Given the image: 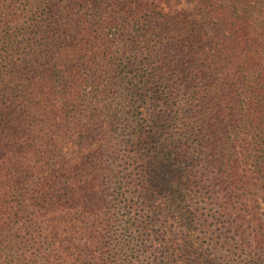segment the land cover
<instances>
[{
  "label": "rangeland",
  "instance_id": "374dc122",
  "mask_svg": "<svg viewBox=\"0 0 264 264\" xmlns=\"http://www.w3.org/2000/svg\"><path fill=\"white\" fill-rule=\"evenodd\" d=\"M227 1L211 0L218 8ZM44 2L0 0V28L8 29L23 45L35 42L38 51L44 54L43 67L38 68L36 75L46 73L47 79L39 85L53 92L46 114L59 113V122H64L69 129L62 152L69 159L77 157L83 163L88 160L84 168L80 163L77 176L81 179L89 176L88 169L94 170L93 182L97 183L98 192L79 191L75 197L84 207L91 203L96 206L100 235L92 248L87 230L72 231L66 236L70 254L76 256V252L84 250L91 256V249H95L97 254L89 264H161L164 253L156 247L157 233L150 232L149 236L141 227L127 223L125 202L138 200L136 182L133 184L129 177L130 166L140 167L137 154L147 155L149 147H159L163 162L166 146L185 148V144L188 153L177 163L176 169H191L194 182L189 189L178 190L179 199L171 207L172 211L176 210L177 219L183 222L187 218L176 230L179 236L184 238L189 232L195 235L197 244L215 264H264V235L259 237L264 232V179L254 172L256 169L251 162L242 166L246 160L242 157L246 155L244 151L254 146V140L258 143L264 140V107L258 110L253 124V120H249L248 106L222 101L224 107L219 110L214 105L219 97L212 95L214 107H209L208 118L216 122L222 120L221 127L218 124L211 133L204 130L200 137L191 135L184 123L187 119L199 121L197 118L201 117L200 104L194 95L196 81L198 85L204 81L210 85L213 82L215 86L218 79L220 95L229 100L236 92V82L242 83L243 77L231 76L236 69L222 70L216 65L198 74L193 53L183 56L176 51V47L182 52L193 50L192 34L198 35L197 26L202 28L199 40H207L204 48L212 60L217 57L228 61L231 54L226 50L238 38L251 42L257 52L240 51L235 57L237 61L247 55L256 63H264V30L252 25L245 38L238 37L227 27L219 36L215 26L208 25V19L201 14L199 0H50L47 8ZM36 15H41L37 21L43 19L42 24L51 32L36 35L34 39L32 27ZM149 15L156 16L150 19L154 22L151 25L164 29V41L170 45L161 48L147 41L141 28L135 26V22L143 26V20ZM160 15L168 16L172 25L166 27L155 21ZM182 16L187 18L185 22H181ZM51 58L56 59L49 63ZM57 58L69 61L51 66ZM181 65L185 68L182 72ZM50 74L55 79H50ZM246 80L248 87L252 85L264 92V68L248 74ZM72 90L78 93L75 99L68 100L62 95ZM245 90L241 87L238 93ZM65 105L70 112L62 121L60 116L64 111L59 109ZM216 109L224 113L220 118ZM187 111L192 118L187 117ZM248 123L255 128L247 129ZM163 130L170 135L162 137ZM141 134L157 142L149 147L144 144L128 149V144L136 143L134 139L138 140ZM164 138L170 140L164 141ZM232 147L236 148L242 166L237 174L231 172L228 163ZM256 154L257 157L264 154L259 144ZM113 174L116 177L111 182L109 178ZM187 193L190 198L184 197ZM68 196L65 202L71 203L74 198L71 193ZM26 203L31 204V201ZM190 206L189 217L185 212ZM28 210L30 213L0 219V242H4L0 245V264H48L46 250H33L32 245L40 243L36 237L41 232L31 220L34 208L30 205ZM76 212L71 210L70 218ZM255 213L261 227L252 231L254 222L246 224L237 235L231 223L240 215L249 220ZM79 218L84 227L93 223L87 214ZM148 219H152V230L158 231L155 219ZM168 226L173 229L174 220H170ZM22 253L26 255L23 263L18 261ZM66 264H74L72 258Z\"/></svg>",
  "mask_w": 264,
  "mask_h": 264
},
{
  "label": "trees",
  "instance_id": "16d2710c",
  "mask_svg": "<svg viewBox=\"0 0 264 264\" xmlns=\"http://www.w3.org/2000/svg\"><path fill=\"white\" fill-rule=\"evenodd\" d=\"M44 3L45 8H47L50 5V0H45ZM199 3L202 4L201 14L208 19L207 24L214 25V30L218 31L219 36L227 27L235 32L238 37H245L250 33L248 29L252 25H257L264 30V0H228L226 4H223L225 6L220 5V8L215 7L216 4H212L211 0H199ZM154 15H149L144 19L143 26L137 22H135V26L141 28L147 41L155 42L164 48L170 44L164 41V29L155 24L151 25L154 22L150 19H156ZM40 18H42L41 15H36L34 18L35 23L32 27L34 39L36 35L43 36L51 32L47 26L42 24L43 19L37 21ZM186 19L182 16L181 22H185ZM155 21L166 27L173 23L166 15H160ZM195 28H198V35L194 37L192 34L193 50L191 48L188 52L185 50L182 52L176 47V51L183 56L186 53L189 55L193 53L198 74L199 72L205 73L215 67L213 65L220 66L222 70L236 69L231 76L238 77V79L243 77L240 82H244V84L236 82L234 96L229 100H224L220 95L218 79H216L215 86L213 82L210 85L209 82L202 81L198 85L196 81L194 95L200 104L198 113L201 117L197 118L199 121L186 120L184 125L188 133L200 137L204 130L211 133L215 131L218 124L221 127L220 121L222 120L216 122L209 119V107H214L216 104L221 110L224 107L221 104L222 101L237 106H241V104L248 106L249 120H253V124H255L254 120L258 110L264 107L261 105L264 101V92L252 85L248 87L247 83L249 82L246 79L248 74L256 71L257 68H264V63H256L247 55L241 61H237L235 57L240 51L241 53H255L257 49L251 45V42L246 43V40H237L238 38H236L229 46L231 50H226L231 54L227 57L228 61H221L217 57H213L214 60H212L207 56L204 48L208 44H206L207 40L202 38L199 40L202 28L197 26ZM182 42L185 48L184 40ZM37 47L35 42L23 45L8 32V29L0 28V219L11 215L18 216L30 213L28 208L31 205L34 208V216L31 214V220L34 221L38 232H41L36 237L40 243L33 244V250H46L45 261L48 264H66L69 258H72L74 264H89L93 262V258L95 259L97 251L91 249V256H88L84 250L80 249V252H76V256H72L68 246H66L68 242L66 236L77 229H85L88 232L87 235L91 237V247L93 248L97 237L100 235L97 225L100 217L96 206L91 203L90 205L85 204L87 206L84 207L75 197L79 191H83L85 194L98 192L97 183L93 182L94 170L88 169L89 176L84 180L81 179L77 176L80 165L82 164L81 168H84L88 160H84L83 163L77 157L69 159L70 157L65 156L62 152L66 132L69 129L64 122H59V113L50 116L46 114V106L49 104L53 92L47 91L46 86L41 87L39 85L44 83L47 75L44 72H41L39 76L36 75L38 68L43 67L42 60L44 57V54L40 53ZM53 59L56 58H51L49 63ZM66 61L68 62L69 59L67 58ZM66 61L57 58L56 62L50 65L57 67L60 62ZM184 69V66L181 65L180 71L182 72ZM49 77L55 79L52 74ZM192 83L194 84V81ZM241 87L244 90L247 88L244 93H238ZM64 94L68 100L75 99V96L78 95L75 90L62 92V95ZM212 95L219 97L218 103L214 102V105ZM66 107L65 105L59 109L64 111L60 116L62 121L70 112ZM216 111L220 113L218 114L219 118L221 114H224L217 109ZM186 113L188 118H192L189 116L191 115L190 111ZM253 124L248 123L247 129H254ZM160 133L162 137L170 135L164 130ZM164 139V141L170 140ZM138 140L134 139L136 143L129 146L130 142L128 149L131 146L144 144L149 147L148 145L157 142L152 140L150 136H143L142 134L139 135ZM257 144L264 153V140L259 141V143L254 140V146H250V150L248 148L244 151L246 155L242 157L246 160L243 161L242 166H247L251 162L256 169L254 172L259 173L264 179V154L257 157ZM183 146L185 148L166 146L164 149L167 151L163 154L165 157L163 162L160 160V149L157 145L149 147L146 152L147 155L145 153L137 154L138 162H141V165L140 167L130 166L129 177L133 184L136 182L138 200L135 202L134 199H129L127 203L125 202L124 208L128 210L129 216L127 223L128 226L141 227L149 236L150 232L157 233L156 247L163 250L164 253L161 264H215L206 255L203 248L197 244L195 235L189 232L187 236L181 238L176 231L180 226H183L187 218L185 217L183 222L177 219L176 210L172 211L171 207L179 199L178 190L182 187L189 189L194 182L191 169L187 168L180 171L176 169L177 163L181 162L188 153L185 144ZM235 149V147L231 148L232 152L228 159L233 174H237L242 167H240L239 156H237L238 153ZM52 160L55 162L51 163ZM115 177L113 174L109 178L110 181L112 182ZM163 182L165 183L163 184ZM31 185H34V188ZM257 185L259 184H254V186ZM153 187L158 188L157 191ZM70 193L74 198L73 201L71 203L65 202ZM184 197L190 198L191 195L187 193ZM27 201H31V204H27ZM245 204L247 207L248 203ZM175 207L178 209L177 205ZM191 209L190 206L185 212L189 217ZM226 209V207L223 208L224 211ZM71 210L77 212L70 218ZM85 214L92 218L93 222L87 227L82 225L79 218ZM152 217L156 221L155 225L159 227L158 231L152 230V219H148ZM170 220H174L173 229L168 226ZM253 222L255 226L252 231L259 229L261 227L259 225H262L256 213L255 217L249 220L244 215H240L231 224L233 231L240 235L242 228ZM263 235L264 232H261L259 237ZM3 244L4 242H0V245ZM25 257L26 255L23 253L19 254L18 261L23 263Z\"/></svg>",
  "mask_w": 264,
  "mask_h": 264
}]
</instances>
